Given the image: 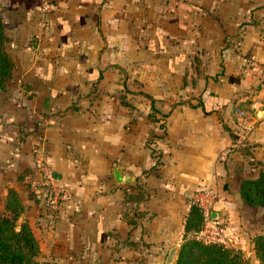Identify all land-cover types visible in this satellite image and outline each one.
Here are the masks:
<instances>
[{
	"label": "crops",
	"instance_id": "obj_1",
	"mask_svg": "<svg viewBox=\"0 0 264 264\" xmlns=\"http://www.w3.org/2000/svg\"><path fill=\"white\" fill-rule=\"evenodd\" d=\"M0 20V210L14 189L41 255L164 262L202 187L234 222L264 170V0H0ZM35 148L69 192L54 213L25 183Z\"/></svg>",
	"mask_w": 264,
	"mask_h": 264
},
{
	"label": "trees",
	"instance_id": "obj_2",
	"mask_svg": "<svg viewBox=\"0 0 264 264\" xmlns=\"http://www.w3.org/2000/svg\"><path fill=\"white\" fill-rule=\"evenodd\" d=\"M6 36L0 20V91L11 77L12 62L5 50ZM150 106L153 101L150 99ZM201 103L198 102V105ZM241 204L264 209V170L256 176L241 179L238 189ZM25 206L17 192L9 188L0 211V264H58L42 260L39 243L26 220L19 219ZM201 211L195 205L188 208L183 232L199 231L202 227ZM180 245L174 264H245L238 251L215 243H202L185 239ZM253 253L259 264H264V234H253Z\"/></svg>",
	"mask_w": 264,
	"mask_h": 264
},
{
	"label": "built area",
	"instance_id": "obj_3",
	"mask_svg": "<svg viewBox=\"0 0 264 264\" xmlns=\"http://www.w3.org/2000/svg\"><path fill=\"white\" fill-rule=\"evenodd\" d=\"M178 1L188 3L191 0ZM41 7L45 11L54 8L47 1H43ZM32 156L33 174L26 178L25 183L29 186L33 199L43 203L50 209L51 213H54L69 199V192L57 182L41 149H33ZM191 205H195L201 211L203 223L198 231L200 239L204 243H215L224 247L229 246L233 236L225 227L223 217L217 213V197L215 193L211 189L202 187L189 198L188 208Z\"/></svg>",
	"mask_w": 264,
	"mask_h": 264
},
{
	"label": "rangeland",
	"instance_id": "obj_4",
	"mask_svg": "<svg viewBox=\"0 0 264 264\" xmlns=\"http://www.w3.org/2000/svg\"><path fill=\"white\" fill-rule=\"evenodd\" d=\"M246 206V205H245ZM236 208V207H234ZM2 211V210H0ZM234 214V222L233 218L232 221L231 220H227L225 219V226L228 227V231L230 232V234H232V236L237 239L236 234L237 231H240L243 233L244 239L247 242L248 241V248L245 251H241L239 249H237L236 245H233V240L232 239L230 242V245L227 246L226 248H229L232 251H238L240 258L242 261H244L245 264H259L258 260L256 259L254 253H253V244H252V240H253V234L256 232L262 233L264 234V209L261 208H257V207H249L246 206L244 207V209L242 210V212H240V209L236 208V211L233 213ZM227 218V216L225 217ZM227 220V222H226ZM185 239H195L196 241L202 242V239H200V237L198 236V231H193L190 230L187 233L183 232L180 238V241L175 244V246L177 247V251L175 256L173 257V260L169 263H165L163 262V257H161L160 260L156 261H149V262H143L141 264H174V260L176 258L177 252L179 250L180 245L184 242V238ZM232 237V238H233ZM224 247V246H223ZM165 251H167V248L165 249ZM166 253V252H165ZM42 256V260L44 261H48L51 263H58V264H83L82 263H76V261H74L73 259H70L68 262H63L59 259V257H55V256H47L44 252L41 255ZM87 264V263H86ZM94 264H113L111 262H106L105 260L101 261L98 260L96 261V263Z\"/></svg>",
	"mask_w": 264,
	"mask_h": 264
},
{
	"label": "water",
	"instance_id": "obj_5",
	"mask_svg": "<svg viewBox=\"0 0 264 264\" xmlns=\"http://www.w3.org/2000/svg\"><path fill=\"white\" fill-rule=\"evenodd\" d=\"M112 177H113V179L116 181V182H120L121 181V177H122V175H121V172L118 170V169H116V168H113L112 169ZM124 178V177H123ZM122 178V179H123ZM124 180V179H123ZM176 251H177V247L176 246H172L169 250H168V252H167V254H166V256H165V263H169V262H171L172 260H173V257L175 256V254H176Z\"/></svg>",
	"mask_w": 264,
	"mask_h": 264
}]
</instances>
